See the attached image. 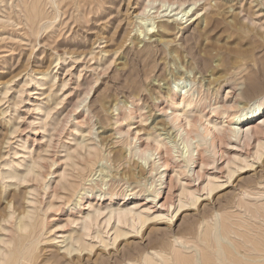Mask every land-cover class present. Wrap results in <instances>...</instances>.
<instances>
[{
	"label": "rangeland",
	"instance_id": "rangeland-1",
	"mask_svg": "<svg viewBox=\"0 0 264 264\" xmlns=\"http://www.w3.org/2000/svg\"><path fill=\"white\" fill-rule=\"evenodd\" d=\"M261 97L264 0H0V264H264V133L223 131Z\"/></svg>",
	"mask_w": 264,
	"mask_h": 264
},
{
	"label": "bare ground",
	"instance_id": "bare-ground-1",
	"mask_svg": "<svg viewBox=\"0 0 264 264\" xmlns=\"http://www.w3.org/2000/svg\"><path fill=\"white\" fill-rule=\"evenodd\" d=\"M187 12H189V11H187V9L186 10H184L183 12L182 11H179V12H177V13H174V14H172V15H174V16H178L179 14H181V17H183V16H185L186 14H187ZM180 17V18H181ZM175 20H176V18H174ZM163 21V20H162ZM168 21V20H167ZM164 22H166V20L164 21ZM153 24V23H152ZM164 24V25H163ZM163 24H160V25H163L164 27H165V25H167V24H165V23H163ZM168 25H169V23H168ZM167 25V26H168ZM152 27L153 26H151L150 28H148L147 30H145L146 32H148V33H151V34H153V31L151 30L152 29ZM159 27H161V28H163L162 26H158V29H160ZM154 29V28H153ZM157 29V30H158ZM145 32V33H146ZM158 32H160V31H158ZM148 35V34H147ZM146 36V35H145ZM153 36V35H152ZM150 37V36H149ZM41 78V77H40ZM178 82H180L179 84L181 85L179 88H177L176 90H175V92H173V90L171 89V88H164L165 89V91H166V94H168L169 92L171 93V94H173L174 96L176 95V97H178L179 98V100L182 102L184 99H185V101H186V105L187 106H190L191 105V96L193 97V95H188V92H189V89H186V85H182V82H181V79H178L177 80V82H174V84L175 85H177V86H179L178 85ZM190 90H191V88H190ZM163 93H164V90H163ZM169 95V94H168ZM175 97V98H176ZM189 98H191L190 100H189ZM194 99V98H193ZM173 100V99H172ZM175 102V101H174ZM176 103H177V101H176ZM173 112V115L171 116L173 119H174V121H173V123H175L176 122V120L179 118L178 117V115L175 113L174 114V111H172ZM264 113V97H261L260 99H257V100H254L252 103H250V104H248V105H246V106H244V107H240V109H239V114H232V116L230 117V118H228L229 120L227 121V125H226V129L224 128L223 129V131L225 130L227 133H229L230 134V136L229 137H233V138H235V137H237L238 135H241V137L244 139V138H246V137H253L252 135H255L256 133H264V118H262V119H257L261 114H263ZM229 116V115H228ZM255 121H258V122H256L255 124H252L253 122H255ZM189 125V124H188ZM180 126V125H179ZM167 127L168 126H166V125H163V124H160V125H154V127L153 128H155L156 130H159V131H161L162 133H159V134H168V132H167ZM183 129V128H182ZM200 131H201V133H203V134H205V136L204 137H202V136H200V135H198L197 134V137H195V138H197V141H200V140H204V139H206V140H208V141H211V130L209 129V128H201L200 129ZM183 132V131H182ZM114 135V134H113ZM179 135V137L182 135V137H184L185 136V132H183V133H179L178 134ZM186 135H187V133H186ZM166 138H169V137H167L166 136ZM165 139V137L162 139V140H164ZM186 139V138H185ZM193 139H194V137H193ZM189 140V139H188ZM190 141V140H189ZM171 141L169 140V141H166L164 144H169ZM186 142V141H185ZM184 143V142H183ZM188 143V142H187ZM186 143V144H187ZM172 145V144H171ZM174 145V144H173ZM185 145V144H184ZM166 146V145H165ZM170 146V145H169ZM191 146V145H190ZM175 147V146H174ZM173 147V148H174ZM187 146L185 145V148H186ZM184 151L185 152H183L182 153V155H183V162L185 163V167H187V166H190V164L189 163H191V164H197L196 163V159H198L199 160V162H203V161H201V159H200V157L199 156H197L196 158L195 157H193V155L192 154H189V156L187 155L186 157L184 156V154L186 153V150L184 149ZM191 151H193V150H191ZM194 155H197V154H194ZM160 156V155H159ZM180 156V155H179ZM161 158L159 157L158 159H157V165L159 166V167H164L162 170H165V169H167V167H168V164H167V160L165 161V160H160ZM197 160V161H198ZM143 161V160H142ZM160 161V162H159ZM143 163H145V162H143ZM174 163H176V161L174 162ZM176 166H177V164H175ZM180 168V167H179ZM101 171L102 170H100V169H98V170H96L92 175H91V178L90 179H88V181H90V182H92V181H95V180H97V178L101 175ZM89 172V171H88ZM91 173V172H90ZM95 176V178H93ZM7 177H11V178H14V177H16V175H14L13 173H11V174H7L6 176H3V175H0V178H7ZM163 177H164V175L163 174H160V181L163 179ZM199 176H197V178H198ZM162 178V179H161ZM172 178H171V176H168V180L167 181H161L160 183H159V185L161 186V187H159L158 189L157 188H154V190L153 191H149L148 193H147V197H151V199H149V200H151V201H154L156 198H160L161 197V193H162V190L163 189H166L165 191H167V193H166V195L165 196H163L162 197V199H163V201L162 202H166V200L167 199H169V198H171L170 196H171V194H172V190H171V184H172ZM86 181V180H85ZM100 182V181H99ZM105 186V185H104ZM82 190L83 191H78L77 193H76V195H77V202H76V208H79V209H83L82 208V204H81V201L83 200V199H85V198H88V197H90V196H88L87 194H91L92 193V191H91V189L90 188H82ZM76 197V196H75ZM99 197L101 198L102 197V199L101 200H103L104 198L103 197H105L106 198V200H109V201H112L113 200V198H112V195H110L109 193L107 194H105V193H103V195H99ZM87 201V200H86ZM148 201V200H147ZM85 203V202H84ZM75 204V203H74ZM74 206V207H75ZM260 208V207H259ZM78 209V210H79ZM85 209V208H84ZM260 212V211H259ZM132 213V211L131 210H122V209H120V208H117V209H112V210H110V214H109V217L107 218V220L106 221H109L110 220V218H115L116 219V221H117V223H123V222H128L129 220V216H130V220H131V222L133 223L135 220L136 221H140V222H144L145 220H147L146 218H144V217H142V216H140L139 214H135V215H133L132 214V216L130 215ZM258 214V213H257ZM97 215H98V212H96L95 214H94V218L90 215L89 217H88V219H87V221H88V223L87 224H85L84 223V226H83V232H84V234L83 235H87L86 234V232L89 230V228L92 226V224L94 223V221H95V217H97ZM24 225H22V224H18V228H22ZM118 226H116V228H115V230H114V238L116 239V238H118V237H120V236H123V235H125V232H122L119 228H117ZM216 229V228H215ZM216 231V230H215ZM218 235V234H217ZM83 238V237H82ZM221 240V239H220ZM78 241H79V239H76L75 240V242L76 243H78ZM219 241V237H218V240H216V242H218ZM180 245V244H179ZM75 246V245H74ZM74 246H69V248L70 247H74ZM220 248V247H219ZM258 248V247H257ZM66 250H68V249H66ZM262 251H264V250H262ZM215 253V252H214ZM217 253L218 254H221L222 252H221V250L220 249H218L217 250ZM253 255V254H252ZM216 256V255H215ZM256 256V255H255ZM254 256V257H255ZM223 257V256H222ZM221 257V258H222ZM252 257V256H251ZM250 257V258H251ZM253 257V258H254ZM263 257V256H262ZM257 258V257H256ZM215 259V258H214ZM262 259V258H261ZM222 260H223V258H222ZM249 262L250 261H252V262H256L257 263V261H261L260 259H254V260H252V259H247ZM233 261V260H232ZM194 262L196 263V264H200L199 263V260L197 259V256H195V258H194ZM216 262V261H215ZM225 262H228V261H225ZM235 262V261H234ZM212 263V262H211ZM263 263V262H262ZM217 264V263H216ZM251 264H254V263H251Z\"/></svg>",
	"mask_w": 264,
	"mask_h": 264
}]
</instances>
